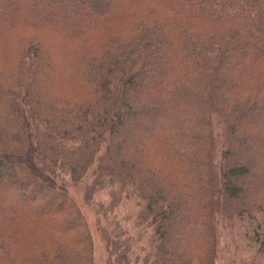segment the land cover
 <instances>
[{
  "label": "trees",
  "instance_id": "obj_1",
  "mask_svg": "<svg viewBox=\"0 0 264 264\" xmlns=\"http://www.w3.org/2000/svg\"><path fill=\"white\" fill-rule=\"evenodd\" d=\"M73 184L109 264H217L264 216V0H0V264H94Z\"/></svg>",
  "mask_w": 264,
  "mask_h": 264
},
{
  "label": "rangeland",
  "instance_id": "obj_2",
  "mask_svg": "<svg viewBox=\"0 0 264 264\" xmlns=\"http://www.w3.org/2000/svg\"><path fill=\"white\" fill-rule=\"evenodd\" d=\"M69 189L91 227L94 240V264H109L105 243L96 229L95 211L83 198L84 185L73 184ZM102 198L106 197L102 196ZM257 234L260 235L258 240ZM219 238L217 264H264V243L262 242L264 241V216L262 214L258 213L256 220L247 216L242 220L235 219L233 226L227 228L221 222Z\"/></svg>",
  "mask_w": 264,
  "mask_h": 264
}]
</instances>
